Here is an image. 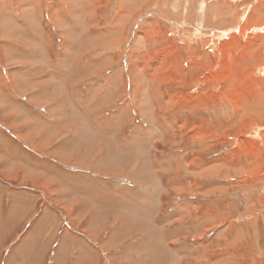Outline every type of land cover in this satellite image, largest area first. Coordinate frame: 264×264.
Instances as JSON below:
<instances>
[{"label":"rangeland","instance_id":"rangeland-1","mask_svg":"<svg viewBox=\"0 0 264 264\" xmlns=\"http://www.w3.org/2000/svg\"><path fill=\"white\" fill-rule=\"evenodd\" d=\"M79 253L264 264V0H0V264Z\"/></svg>","mask_w":264,"mask_h":264},{"label":"crops","instance_id":"crops-1","mask_svg":"<svg viewBox=\"0 0 264 264\" xmlns=\"http://www.w3.org/2000/svg\"><path fill=\"white\" fill-rule=\"evenodd\" d=\"M59 223V222H58ZM53 228H55L54 226L52 227V229ZM59 228V226H56V231H57V229ZM60 230V229H59ZM66 235V240H67V237H68V233L66 232V234H64L63 235V237ZM62 237V238H63ZM64 242V241H63ZM62 242V243H63ZM75 243L76 244H73V245H69L68 247H74V248H76V246H77V244H79V243H81V244H83L82 242H77L76 240H75ZM61 244V243H60ZM88 248V251L90 250V252H88L90 255H93V247L92 246H88L87 247ZM45 249V248H44ZM81 257V253H79V254H77V256L75 257V261H74V264H78V263H82V264H84L83 263V260H82V257ZM78 260H80V262H78ZM56 264H60V262H59V258H57V260H56Z\"/></svg>","mask_w":264,"mask_h":264},{"label":"bare ground","instance_id":"bare-ground-1","mask_svg":"<svg viewBox=\"0 0 264 264\" xmlns=\"http://www.w3.org/2000/svg\"><path fill=\"white\" fill-rule=\"evenodd\" d=\"M256 8V7H255ZM259 10H260V8H259ZM256 27H257V25H256ZM247 57V56H246ZM26 256H29V254L28 255H26Z\"/></svg>","mask_w":264,"mask_h":264}]
</instances>
